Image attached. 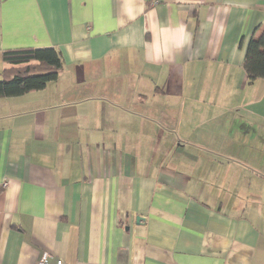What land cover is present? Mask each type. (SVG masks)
<instances>
[{"label": "crops", "instance_id": "obj_1", "mask_svg": "<svg viewBox=\"0 0 264 264\" xmlns=\"http://www.w3.org/2000/svg\"><path fill=\"white\" fill-rule=\"evenodd\" d=\"M263 29L264 0H0V74L6 50L62 59L0 97V264H264Z\"/></svg>", "mask_w": 264, "mask_h": 264}, {"label": "trees", "instance_id": "obj_2", "mask_svg": "<svg viewBox=\"0 0 264 264\" xmlns=\"http://www.w3.org/2000/svg\"><path fill=\"white\" fill-rule=\"evenodd\" d=\"M5 67L0 74V97L37 91L57 79L62 59L55 48H17L2 53ZM243 70L249 81L264 79V29L248 41Z\"/></svg>", "mask_w": 264, "mask_h": 264}, {"label": "clouds", "instance_id": "obj_3", "mask_svg": "<svg viewBox=\"0 0 264 264\" xmlns=\"http://www.w3.org/2000/svg\"><path fill=\"white\" fill-rule=\"evenodd\" d=\"M189 35L185 32L183 25L175 27L156 26V34L151 42L150 48L153 57L160 59L169 56L174 49H181L189 42Z\"/></svg>", "mask_w": 264, "mask_h": 264}, {"label": "built area", "instance_id": "obj_4", "mask_svg": "<svg viewBox=\"0 0 264 264\" xmlns=\"http://www.w3.org/2000/svg\"><path fill=\"white\" fill-rule=\"evenodd\" d=\"M50 256L48 255V253H43L40 257V259L38 260L37 264H48V258ZM56 264H66V263H63L61 260H57L56 261Z\"/></svg>", "mask_w": 264, "mask_h": 264}]
</instances>
